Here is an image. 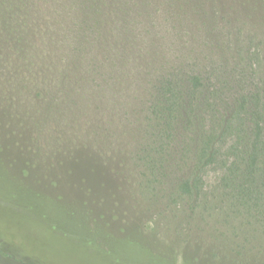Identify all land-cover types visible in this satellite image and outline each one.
I'll return each instance as SVG.
<instances>
[{
	"label": "rangeland",
	"instance_id": "374dc122",
	"mask_svg": "<svg viewBox=\"0 0 264 264\" xmlns=\"http://www.w3.org/2000/svg\"><path fill=\"white\" fill-rule=\"evenodd\" d=\"M133 1L139 15L116 26L151 56L145 78L120 70L121 81L107 79L100 67L94 80L62 87L0 40V264L21 254L34 264H134L119 231L154 240L174 264H264V237L246 239L225 211L173 191L186 169L167 167L171 178L154 188L137 161L155 70L194 63L236 73L244 51L264 49V0ZM217 180L209 171L206 192Z\"/></svg>",
	"mask_w": 264,
	"mask_h": 264
},
{
	"label": "trees",
	"instance_id": "16d2710c",
	"mask_svg": "<svg viewBox=\"0 0 264 264\" xmlns=\"http://www.w3.org/2000/svg\"><path fill=\"white\" fill-rule=\"evenodd\" d=\"M128 1L132 0H0V40L11 43L29 64L36 63L42 80L61 78L62 87L94 80L102 74L100 67L107 79L121 81L120 70L145 78L151 56L138 48L132 31L124 34L128 28L116 26V21L128 26L139 15L138 10L133 14L136 9ZM237 65V74L227 73L225 66L206 69L194 63H171L155 70L145 87L146 140L137 161L147 186L154 188L171 178L167 167L173 172L186 169L172 183L175 193L204 209L225 211L246 239L263 238L264 49L249 48ZM209 171L217 172L218 180L206 192ZM121 235L132 244L134 250L118 241L134 255V264H149L147 255L141 257L134 246L163 264H174L169 250L155 248L154 240L119 231ZM20 256L8 257L18 264H34Z\"/></svg>",
	"mask_w": 264,
	"mask_h": 264
}]
</instances>
